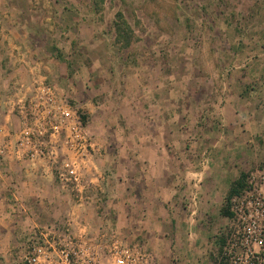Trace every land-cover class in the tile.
<instances>
[{
  "label": "rangeland",
  "instance_id": "1",
  "mask_svg": "<svg viewBox=\"0 0 264 264\" xmlns=\"http://www.w3.org/2000/svg\"><path fill=\"white\" fill-rule=\"evenodd\" d=\"M118 11L134 31L128 47ZM68 106L93 145L86 154L57 110ZM25 120L59 163L23 149ZM63 159L79 185L59 181ZM242 172L247 187L227 201ZM257 193L264 0H0V264H20L46 225L86 236L101 264H115V240L128 264H226L234 208Z\"/></svg>",
  "mask_w": 264,
  "mask_h": 264
},
{
  "label": "built area",
  "instance_id": "2",
  "mask_svg": "<svg viewBox=\"0 0 264 264\" xmlns=\"http://www.w3.org/2000/svg\"><path fill=\"white\" fill-rule=\"evenodd\" d=\"M40 90L48 96H41L38 101L41 105L45 102L48 103V108H50L54 98L50 96L53 94V88L41 83ZM42 107H39L40 111ZM57 110H59L61 118L71 123L67 133L73 150L79 155L86 154L88 147L92 146L91 148H93V145L91 141L89 142L90 139L83 127L80 115L69 106ZM25 121L20 143L23 149H26L31 158L39 157L43 160L48 159L52 163H59L60 157L54 145L47 144V140L44 138L40 142L31 141L30 136L35 133L30 130L27 120ZM39 130L43 137L47 135L52 137L59 133L57 126L50 129L42 127ZM57 167V177L62 184L75 183L79 185L81 183L82 175L74 163H68L63 159ZM234 212L238 224L232 238L227 241L224 251L225 263L264 264V193L246 195L240 205L234 208ZM92 245L94 242L84 235L72 232L64 234L53 225L37 227L20 264H101L99 252L90 248ZM109 246H111L109 254L115 264H128V261L133 258L127 245L122 241L115 240L112 245H107V247Z\"/></svg>",
  "mask_w": 264,
  "mask_h": 264
},
{
  "label": "trees",
  "instance_id": "3",
  "mask_svg": "<svg viewBox=\"0 0 264 264\" xmlns=\"http://www.w3.org/2000/svg\"><path fill=\"white\" fill-rule=\"evenodd\" d=\"M115 30H116V39L118 43H122L124 47H128L132 44L134 41V31L132 28L128 25L126 19L124 18V15L121 11H118L116 14V20L114 22ZM247 173L242 172L239 178H237L234 183L232 184L229 193L227 195V201H230V199L236 195L241 193L246 187H247ZM224 214H227L229 216L232 215L230 211H227L224 209Z\"/></svg>",
  "mask_w": 264,
  "mask_h": 264
}]
</instances>
